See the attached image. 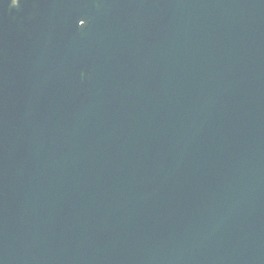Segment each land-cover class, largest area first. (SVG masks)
Instances as JSON below:
<instances>
[{"label":"water","instance_id":"95a60500","mask_svg":"<svg viewBox=\"0 0 264 264\" xmlns=\"http://www.w3.org/2000/svg\"><path fill=\"white\" fill-rule=\"evenodd\" d=\"M0 264H264V0H0Z\"/></svg>","mask_w":264,"mask_h":264},{"label":"snow or ice","instance_id":"6c2138e0","mask_svg":"<svg viewBox=\"0 0 264 264\" xmlns=\"http://www.w3.org/2000/svg\"><path fill=\"white\" fill-rule=\"evenodd\" d=\"M11 3H12V0H10V4H11ZM19 6H20V3H19V5H18L17 7H19ZM80 22H83V27H84V26H85V23H86L85 20L81 19V20L79 21V23H80ZM83 27H81V28H83Z\"/></svg>","mask_w":264,"mask_h":264}]
</instances>
